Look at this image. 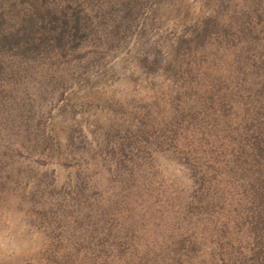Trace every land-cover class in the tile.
I'll use <instances>...</instances> for the list:
<instances>
[{
  "label": "rangeland",
  "instance_id": "374dc122",
  "mask_svg": "<svg viewBox=\"0 0 264 264\" xmlns=\"http://www.w3.org/2000/svg\"><path fill=\"white\" fill-rule=\"evenodd\" d=\"M0 264H264V0H0Z\"/></svg>",
  "mask_w": 264,
  "mask_h": 264
}]
</instances>
